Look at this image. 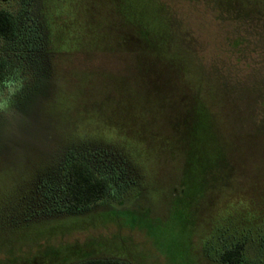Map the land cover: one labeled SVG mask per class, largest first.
Returning a JSON list of instances; mask_svg holds the SVG:
<instances>
[{
	"label": "rangeland",
	"instance_id": "obj_1",
	"mask_svg": "<svg viewBox=\"0 0 264 264\" xmlns=\"http://www.w3.org/2000/svg\"><path fill=\"white\" fill-rule=\"evenodd\" d=\"M0 264H264V0H6ZM112 185L63 208V167ZM63 211V212H62Z\"/></svg>",
	"mask_w": 264,
	"mask_h": 264
},
{
	"label": "trees",
	"instance_id": "obj_2",
	"mask_svg": "<svg viewBox=\"0 0 264 264\" xmlns=\"http://www.w3.org/2000/svg\"><path fill=\"white\" fill-rule=\"evenodd\" d=\"M6 0H0L4 2ZM17 19L7 10L0 9V38L4 41H14L19 37ZM4 60H0V81L6 76ZM63 208L77 211L107 198L112 185L107 177L98 175L81 158L76 155L66 160L63 167ZM63 212V211H62ZM244 246L242 242L225 247L220 254L223 264H240L243 260ZM71 264H132L128 260L113 257L87 258Z\"/></svg>",
	"mask_w": 264,
	"mask_h": 264
},
{
	"label": "clouds",
	"instance_id": "obj_3",
	"mask_svg": "<svg viewBox=\"0 0 264 264\" xmlns=\"http://www.w3.org/2000/svg\"><path fill=\"white\" fill-rule=\"evenodd\" d=\"M24 79L18 74L0 81V115L11 116L15 97L22 91Z\"/></svg>",
	"mask_w": 264,
	"mask_h": 264
}]
</instances>
